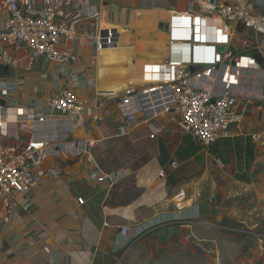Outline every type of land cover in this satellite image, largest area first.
Masks as SVG:
<instances>
[{"label":"crops","instance_id":"0c3cea01","mask_svg":"<svg viewBox=\"0 0 264 264\" xmlns=\"http://www.w3.org/2000/svg\"><path fill=\"white\" fill-rule=\"evenodd\" d=\"M128 1L86 0L79 8L74 7L75 0H60L74 29L63 46L75 55L66 69L43 57L32 59L22 47H7L0 56V63L9 66V74L0 78L3 131L21 129L26 136L34 134L52 143L33 165L44 184L17 196L12 220L5 223L7 214H0V264H126L151 236L173 241V235L183 245L193 239L200 257L208 261L218 229L236 230L221 224L223 214L208 199L227 177L241 185L254 181L252 174L264 150L263 73L257 68L245 71L238 87L243 122L231 126L228 136L185 158L182 149L190 134L175 109H145L136 121L127 122L114 103L105 105L135 79L143 80L142 65L157 60L167 40L163 23L177 0H134L133 5ZM254 2L264 12V0ZM177 6L183 8V0ZM92 13L103 32L112 28L119 35L134 26L137 41L127 49L118 50L115 43L97 49L88 34ZM6 18L0 6V27ZM121 20L129 24L116 23ZM237 29L236 52H254V33L241 25ZM261 38L264 42V35ZM85 78L89 85L77 87L86 103L80 120L59 115L43 123L29 119L31 103L40 107L65 84L79 86ZM155 127L162 129L152 138ZM247 141L254 144L253 159L240 152ZM103 172L118 180L98 181ZM78 198L84 203L79 204ZM125 226L130 228L127 234Z\"/></svg>","mask_w":264,"mask_h":264},{"label":"built area","instance_id":"2783aa9c","mask_svg":"<svg viewBox=\"0 0 264 264\" xmlns=\"http://www.w3.org/2000/svg\"><path fill=\"white\" fill-rule=\"evenodd\" d=\"M75 1L74 7L80 8L86 0ZM177 2L164 22L167 23L166 54L160 60L143 65V80L132 83L121 96L114 98V102L110 100L105 105L114 103L127 122L136 121L145 109L156 110L159 106L167 112L175 109L182 127L194 141L210 146L228 136L231 126L243 122L237 91L245 71L257 68L262 72L264 88V68L255 57L259 53L264 58L261 38L264 12L257 8L254 0H183V8L177 6ZM0 6L7 12L4 25L0 27V56L7 47H22L32 59L43 57L65 69L73 62L75 55L63 46L74 29L60 0H0ZM89 18L91 31L88 34L95 40L97 49L111 45V40L118 35L117 30L100 31L96 14H90ZM239 25L255 35L256 45L250 54H239L231 49ZM220 47L224 51H220ZM193 65L202 66V69L193 71ZM89 81L92 83L93 79ZM86 84L89 85L87 78L81 79L77 83L79 86L67 83L40 107L31 103L29 119L43 123L59 115L80 120L86 103L77 89ZM4 127L5 121L0 119V214H7L4 220L7 223L15 215L17 196L26 195L44 184L33 165L40 152L47 151L52 143L34 134L26 136L21 129L6 133ZM161 129L155 127L151 137L155 138ZM177 166L173 161L172 167ZM164 174L161 172L160 177ZM107 179L118 180L106 172L98 177V181ZM77 202L83 204L84 199L78 198ZM129 230V226L123 227L124 234Z\"/></svg>","mask_w":264,"mask_h":264},{"label":"rangeland","instance_id":"374dc122","mask_svg":"<svg viewBox=\"0 0 264 264\" xmlns=\"http://www.w3.org/2000/svg\"><path fill=\"white\" fill-rule=\"evenodd\" d=\"M133 2L131 0L129 3L133 5ZM116 23L129 24L125 20ZM135 29L132 26L130 31H121L111 40L115 43V48L127 49V46L134 44L137 41L135 35H139ZM237 45V41L233 39L231 49L236 51ZM135 80L140 81L139 78ZM261 155L252 174V183L241 185L234 180L229 181L231 178L227 177L226 181L218 182L214 201L208 199L212 205L218 206L219 214H223L221 224L236 229H218L216 244L209 246L212 253L208 261L200 257L201 254L195 248L198 243L193 244V239L187 240V244L183 245L173 235V241H162L151 236L145 245L137 246L135 254L126 264H195L200 263V258L202 264H264V150Z\"/></svg>","mask_w":264,"mask_h":264},{"label":"trees","instance_id":"16d2710c","mask_svg":"<svg viewBox=\"0 0 264 264\" xmlns=\"http://www.w3.org/2000/svg\"><path fill=\"white\" fill-rule=\"evenodd\" d=\"M186 143H187L186 148L182 149V151L184 150V152H182V153H183V156L185 158L191 157L194 153L200 151V149L202 148V146L200 144H197L190 135H187ZM240 152H245V154L247 155V159H253V157H254L253 156L254 155V144H251L250 142H248V144L246 145V148L244 150L243 149L240 150ZM241 178L242 177L239 176V179H241ZM246 179H248V178H246Z\"/></svg>","mask_w":264,"mask_h":264},{"label":"water","instance_id":"95a60500","mask_svg":"<svg viewBox=\"0 0 264 264\" xmlns=\"http://www.w3.org/2000/svg\"><path fill=\"white\" fill-rule=\"evenodd\" d=\"M163 30L166 31L167 30V23H163ZM220 51H224L223 47L219 48ZM256 59L261 63L262 67L264 68V59L262 57L261 54L257 53L255 54ZM191 69L193 71H197L202 69V66L199 65H193L191 67ZM9 74V66L3 63H0V78H3L5 76H7ZM2 103H4V101H2Z\"/></svg>","mask_w":264,"mask_h":264},{"label":"bare ground","instance_id":"6f19581e","mask_svg":"<svg viewBox=\"0 0 264 264\" xmlns=\"http://www.w3.org/2000/svg\"><path fill=\"white\" fill-rule=\"evenodd\" d=\"M166 42H167V40H166ZM166 42H165V44H164V46L161 48V49H164V50H162V52H161V49L157 52V54H156V56H155V58L157 59V60H160L165 54H166ZM161 52V53H160ZM162 54V55H161Z\"/></svg>","mask_w":264,"mask_h":264}]
</instances>
